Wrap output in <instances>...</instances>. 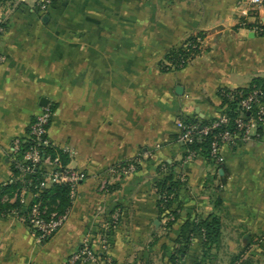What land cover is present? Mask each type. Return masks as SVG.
<instances>
[{"label": "crops", "instance_id": "crops-1", "mask_svg": "<svg viewBox=\"0 0 264 264\" xmlns=\"http://www.w3.org/2000/svg\"><path fill=\"white\" fill-rule=\"evenodd\" d=\"M257 22L264 6L252 0H54L45 14L35 0L3 2L0 186L43 98L55 109L51 143L86 177L45 243L24 221L0 218V264H67L85 251L104 258L97 264H167L186 216L220 220L209 264H264V124L259 138L224 146L219 166L185 159L178 126L215 118L219 89L264 78V35L245 25ZM200 33L201 52L164 71L167 54ZM165 164L185 182L170 232L155 190ZM202 242L194 236L180 264H197Z\"/></svg>", "mask_w": 264, "mask_h": 264}, {"label": "trees", "instance_id": "trees-1", "mask_svg": "<svg viewBox=\"0 0 264 264\" xmlns=\"http://www.w3.org/2000/svg\"><path fill=\"white\" fill-rule=\"evenodd\" d=\"M8 0H0V5ZM54 0L52 2V5ZM248 28H253L256 24H245ZM3 25L0 24V28ZM264 35V33H261ZM205 38L204 33H200L197 36L190 37L183 45L171 50L165 61L168 63L162 64L164 71L181 70L185 68L188 63L191 62L200 52L202 44L199 39L203 41ZM264 92V78H255L251 81L249 86L238 89H226L221 88L218 91L220 99V105L218 107V115L225 116L228 120L227 124H222L217 128H211V126L218 121V116L209 120H198L194 118H185L183 122L187 126H196L195 135L190 143L183 144L185 149L184 158L187 159L189 153H194L195 157H202L211 164L219 166L211 156V144L215 135L230 130L235 131L237 129L236 121L243 115L244 121H247L254 112L248 113L242 110V101L250 96L255 91ZM54 113V108H50ZM206 127L211 128L207 135L202 134V130ZM261 128V127H260ZM259 128V131H260ZM20 151L16 156V160L12 162L11 171L13 182L0 186V218L16 217L24 221L32 230L35 236L39 233L35 230L28 221L30 211L34 205H38L40 210L45 211L44 218L48 219L52 214L63 215L70 211L72 201L70 198V188L65 184H51L48 188H39L40 184L46 179L45 169L37 166L34 172L27 177L22 175L17 168L16 161H20L21 154L27 151L33 146L31 139H20ZM43 156H50L52 160L59 159L62 167L69 165V155L63 150L57 147L40 148ZM125 166V165H122ZM177 165L165 164L161 169V179L156 182L155 190L158 196L157 209L159 218L161 221H165L163 224L164 232H170L176 222L182 218V211L175 207V203L179 198L180 191L184 189L185 182L179 176ZM138 167V164H136ZM56 171H59L57 168ZM225 181H222L224 183ZM27 188L28 191L34 195L35 198H31L28 202H22L20 193L23 188ZM200 234L203 238L202 242V255L197 264H209L214 258L211 254L212 250L217 247L221 237V224L220 220L216 217H209L207 219H198L190 216H186L184 224L181 228L180 235L176 241V248L171 258H169L167 264H180L182 256L185 253L187 247H189L192 238ZM54 236V235H53ZM53 236L43 241V243L49 241ZM98 258L96 263L80 261L78 264H97L104 258L102 256H95ZM236 259H239L237 257ZM85 261V262H84ZM115 264V263H112ZM135 264V263H127Z\"/></svg>", "mask_w": 264, "mask_h": 264}, {"label": "built area", "instance_id": "built-area-1", "mask_svg": "<svg viewBox=\"0 0 264 264\" xmlns=\"http://www.w3.org/2000/svg\"><path fill=\"white\" fill-rule=\"evenodd\" d=\"M53 0H35V9L40 14L48 12L52 6ZM252 4L256 7L264 6V0H252ZM254 32L264 33V24L257 22L254 26ZM202 44V40L199 39ZM3 58L0 56V61ZM242 110L248 113L254 112L247 121H244V116L241 115L237 121V129L235 131H224L214 136L211 144V156L216 163H221V152L226 145H235L238 142L248 143L260 137L259 128L264 124V92L258 90L253 92L250 96L242 101ZM53 112L49 107H44L41 112L34 118L29 126L27 133L28 139H31L33 146L27 151L23 152L20 161H16L17 168L22 175L30 176L37 166L45 169L47 174L46 179L42 182L39 188H48L51 184H65L70 188V198L72 203L77 197L78 187L85 179V174L81 171L74 170L67 167H62L59 159L52 160L50 156H43L40 148L55 147L49 137L48 132L52 120ZM218 116V121L215 122L211 128H217L222 124H227L228 120L225 116ZM180 128L179 141L187 144L192 142L193 136L197 129L196 126H187L183 121H178ZM209 127L202 130V134L207 135L210 131ZM20 151V142L16 140L12 146V158L15 161L17 154ZM65 152V151H64ZM194 153H189L187 159L194 158ZM59 171H56V169ZM134 166H129L127 172H133ZM14 178L10 179L13 182ZM106 181L102 182L101 189H106ZM34 195L25 187L21 190L20 198L22 202H28L29 199L35 198ZM45 211L40 210L38 205H34L30 211L28 218L31 226L38 231L39 235L36 236L38 241L43 243L46 239L55 235L66 223L69 212L63 215L52 214L48 219L44 218ZM35 235V234H34ZM96 263V257L88 251L74 254L70 257L67 264H78L84 260ZM84 261V262H85Z\"/></svg>", "mask_w": 264, "mask_h": 264}, {"label": "water", "instance_id": "water-1", "mask_svg": "<svg viewBox=\"0 0 264 264\" xmlns=\"http://www.w3.org/2000/svg\"><path fill=\"white\" fill-rule=\"evenodd\" d=\"M178 91V90H177ZM41 106L42 107H47V105H48V100L47 99H45V98H43L42 100H41ZM220 174H222V171H220ZM27 177H29V176H27Z\"/></svg>", "mask_w": 264, "mask_h": 264}]
</instances>
